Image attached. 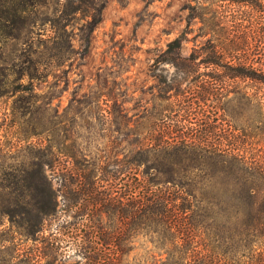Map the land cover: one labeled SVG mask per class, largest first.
Here are the masks:
<instances>
[{
	"label": "rangeland",
	"instance_id": "374dc122",
	"mask_svg": "<svg viewBox=\"0 0 264 264\" xmlns=\"http://www.w3.org/2000/svg\"><path fill=\"white\" fill-rule=\"evenodd\" d=\"M81 2L104 3L88 51L80 55L84 21L62 20V39L72 45L60 59L44 50L32 79L24 57L54 34L48 19L59 16V0H48L38 16L46 18L31 34L0 40V199L18 201L20 213L32 173L44 167L57 200L33 238L15 225L9 231L4 220L5 254L15 257L13 264H92L108 251L103 242L114 232L123 248L118 264H173L172 214L183 202L173 184L193 189L195 199L188 196L187 203L199 201L201 208L213 202L209 211L221 221V186L228 177L220 152L237 151L238 137L248 135L254 118L248 95H241L253 92L252 82L228 78L224 67L204 62L202 45L210 37L204 31L217 11L236 35L239 3L264 0ZM4 21L11 30L10 17ZM181 33L177 64L163 61L171 55H164L168 42ZM112 197L115 206L120 199L148 198L153 207L142 219H130L113 209ZM191 249L183 261L196 264ZM231 251L233 264L244 261L239 247Z\"/></svg>",
	"mask_w": 264,
	"mask_h": 264
},
{
	"label": "trees",
	"instance_id": "16d2710c",
	"mask_svg": "<svg viewBox=\"0 0 264 264\" xmlns=\"http://www.w3.org/2000/svg\"><path fill=\"white\" fill-rule=\"evenodd\" d=\"M0 1L4 2L0 3V40L2 37L6 38V34L14 38L21 37L23 33L31 34L40 24L37 20L46 18L44 16L39 19L38 16L39 11L44 10L42 8L48 5V0ZM143 1L149 3L151 0ZM55 4L57 5L55 12H59V16L53 15V18L48 19L51 29L55 30L54 34L41 41L42 50L30 47L27 49L29 52H26L29 57H24L25 62L29 64L26 69L29 71L26 72L31 79L36 76V71L42 64L44 50H54V55L60 59L68 52V42L69 48L72 45L69 39L66 47V42L62 39V33L65 32L62 20L71 17L84 21L85 25L78 39L81 46L80 55H82L88 51L90 35L100 21L104 8V3H83L81 0H59V3ZM239 5L241 7L239 13L242 16L239 19L241 28L239 33L235 35L229 25H222L225 21L217 17L216 11L212 14L213 21L204 31L210 37L206 39L202 49L208 56L205 63L224 67V70L229 72L228 78L252 82L253 92L241 95H248L244 97L253 111V123L250 125L248 135L246 131L242 137H238L237 151L229 147L220 152L224 163L223 172L228 177L221 186L222 210L225 212L221 221L213 211H209V208L213 207V202L207 200L201 208L199 201L195 203L194 200V203L188 202V204L185 201L186 197L195 199L193 189L180 182L173 184L174 188L180 191L179 196L183 200L178 210L172 214L175 243L172 251L177 254L176 259L175 257L172 259H175L173 264H187L183 261L182 254L191 247L196 264H233L230 261L233 247H239L240 255L244 258L240 264L245 262L264 264V3H239ZM193 9L194 7H191V10ZM189 16L203 20V15L199 13L192 12ZM9 17L11 30L6 31L8 25L4 18L9 19ZM214 17L217 19L214 20ZM184 38V33H181L168 42L164 55H171L163 61L177 64ZM28 40H24V43ZM232 142L234 140L229 141L230 144ZM208 151L213 152L211 148ZM28 188V199L21 200L20 213L15 207L18 201L10 198L0 199V225L7 219L10 223L9 231L15 225L20 228V233L33 238L42 230L45 217L55 210L57 200L56 192L44 167H40L37 173H32ZM145 199L146 201H143V198L130 200V203L128 198L125 202L120 199L117 202L119 205L115 206L116 200L112 197L111 202H115L112 204L113 209H120L121 213L124 210L123 214L126 213L127 218L142 219L145 214H150V207H153L149 205L148 198ZM163 202L162 198L159 207L162 213H165ZM197 215L199 217L196 219ZM169 224L171 225V221ZM113 234L103 242L108 246V251L105 255L97 257L92 264H118L119 252L122 253L123 248L116 242L118 234ZM122 234L126 235L125 232ZM129 234L126 236L129 237ZM6 240L0 234V264H13L15 257L9 253L5 254ZM95 243L98 242L95 240ZM199 245H203L206 249L204 254L197 250ZM55 247H59V244H55Z\"/></svg>",
	"mask_w": 264,
	"mask_h": 264
}]
</instances>
